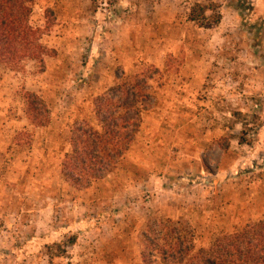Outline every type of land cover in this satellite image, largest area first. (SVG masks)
I'll list each match as a JSON object with an SVG mask.
<instances>
[{
  "label": "rangeland",
  "instance_id": "obj_1",
  "mask_svg": "<svg viewBox=\"0 0 264 264\" xmlns=\"http://www.w3.org/2000/svg\"><path fill=\"white\" fill-rule=\"evenodd\" d=\"M198 5L220 21H193ZM31 6L43 62L0 63V264H49L55 243L60 264H141L150 218L189 221L201 242L264 218V0ZM27 91L47 102V126L29 121ZM127 91L135 141L107 186L76 189L61 174L74 125Z\"/></svg>",
  "mask_w": 264,
  "mask_h": 264
},
{
  "label": "trees",
  "instance_id": "obj_2",
  "mask_svg": "<svg viewBox=\"0 0 264 264\" xmlns=\"http://www.w3.org/2000/svg\"><path fill=\"white\" fill-rule=\"evenodd\" d=\"M33 0H0V63L19 65L27 59L43 62L40 33L30 24ZM191 19L209 28L220 21L206 16L208 9L198 5ZM127 93L129 101L121 104L108 96L95 100L97 124L76 123L70 135L71 150L61 160L65 181L79 190L113 173L135 141L141 125L138 94ZM133 95L132 100L130 96ZM27 117L31 124L44 127L50 121V108L36 92H25ZM241 144L247 140L240 137ZM77 236L69 237L73 245ZM141 264H264V218L247 222L232 230L213 233L201 242L189 221L153 217L142 231ZM54 247V251H53ZM49 264L67 253L61 243L48 246Z\"/></svg>",
  "mask_w": 264,
  "mask_h": 264
},
{
  "label": "crops",
  "instance_id": "obj_3",
  "mask_svg": "<svg viewBox=\"0 0 264 264\" xmlns=\"http://www.w3.org/2000/svg\"><path fill=\"white\" fill-rule=\"evenodd\" d=\"M111 176H112V175H108V177L104 178V179L102 180V182H104V184H102V185L107 186V185H108V181H109L108 178L111 177ZM91 189H93L92 186H91L90 188L85 189V191H89V190H91Z\"/></svg>",
  "mask_w": 264,
  "mask_h": 264
}]
</instances>
